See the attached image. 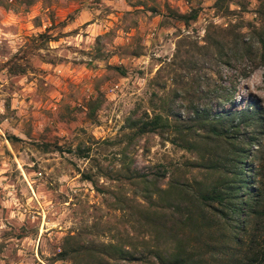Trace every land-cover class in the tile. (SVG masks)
<instances>
[{
    "label": "rangeland",
    "instance_id": "374dc122",
    "mask_svg": "<svg viewBox=\"0 0 264 264\" xmlns=\"http://www.w3.org/2000/svg\"><path fill=\"white\" fill-rule=\"evenodd\" d=\"M189 1L201 13L186 30L167 17L169 0H0V264H94L85 250L109 244L174 251L146 220L142 182L123 176L127 118L173 104L175 92L182 101L200 77L231 90L240 69L251 74L218 110L264 109V0ZM220 29L230 41L241 34L252 59L229 68L207 51L206 35ZM173 140L148 135L127 159L152 181L166 171L164 188L177 179L199 191L224 177L208 168L211 155L202 162Z\"/></svg>",
    "mask_w": 264,
    "mask_h": 264
},
{
    "label": "trees",
    "instance_id": "16d2710c",
    "mask_svg": "<svg viewBox=\"0 0 264 264\" xmlns=\"http://www.w3.org/2000/svg\"><path fill=\"white\" fill-rule=\"evenodd\" d=\"M216 5L219 6V3ZM151 10L159 14V10ZM200 13L199 8H193L188 13L169 9L167 17L182 23L188 30L199 20ZM218 32L216 36L208 33L204 46L209 52L217 50L223 65L236 68L234 64L252 59V46L246 43L241 34L230 41L229 34L232 36V32L229 29ZM41 37L45 38V35ZM260 43L264 48L263 38ZM111 69L119 71L121 76H127L123 69ZM238 73L239 82L235 80L231 90L208 81L201 82L200 77L192 80L193 93L187 92L182 101L178 100L180 93L175 92L173 104L162 101L163 106L158 109L152 107V112L136 109L130 114L121 136L126 144L121 154L127 163L123 176L130 185H134L138 179L142 182V196L151 210L145 213L146 220L151 222L158 236H168L175 249L169 255L161 247L137 253L138 250L131 248L134 247L131 244H109L101 249H86L90 262L264 264V109L256 101L251 103L252 107L239 111L218 110L220 107H217L233 102L240 80L248 78L251 71L240 69ZM100 106L98 104L91 108L92 113ZM247 133L251 134L250 138ZM148 135L162 138L173 135V141H178L183 148L199 152L202 162L206 161L207 154L211 155L214 159H209L208 168L224 170V177L209 189L192 192L190 185L177 179L164 188L159 181L166 178V171L156 172L153 181L139 175L133 167L134 161L127 158L130 150ZM9 140L13 143L17 138L10 136ZM48 148L45 150L48 151ZM55 149L61 150V147ZM75 153L80 158L92 159L90 152L81 148ZM83 176L86 181L97 184L96 174ZM68 255L64 252L62 260L66 261Z\"/></svg>",
    "mask_w": 264,
    "mask_h": 264
},
{
    "label": "crops",
    "instance_id": "0c3cea01",
    "mask_svg": "<svg viewBox=\"0 0 264 264\" xmlns=\"http://www.w3.org/2000/svg\"><path fill=\"white\" fill-rule=\"evenodd\" d=\"M169 1H172V3L174 4V5H172V9L175 7V4H176L177 7H181L182 6V8L184 9V11L183 12H180V13H187V12H189V11H191L193 9L191 7V2L189 0H169ZM157 10H159V9H157ZM173 10H175V9H173ZM93 25L96 26V23L95 24H92L90 26H93Z\"/></svg>",
    "mask_w": 264,
    "mask_h": 264
}]
</instances>
